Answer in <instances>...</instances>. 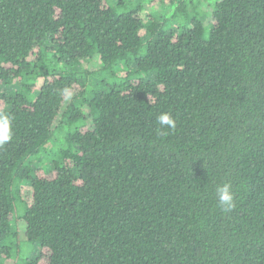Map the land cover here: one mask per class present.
<instances>
[{
    "label": "trees",
    "instance_id": "trees-1",
    "mask_svg": "<svg viewBox=\"0 0 264 264\" xmlns=\"http://www.w3.org/2000/svg\"><path fill=\"white\" fill-rule=\"evenodd\" d=\"M5 135L0 264H264V0H0Z\"/></svg>",
    "mask_w": 264,
    "mask_h": 264
},
{
    "label": "clouds",
    "instance_id": "clouds-1",
    "mask_svg": "<svg viewBox=\"0 0 264 264\" xmlns=\"http://www.w3.org/2000/svg\"><path fill=\"white\" fill-rule=\"evenodd\" d=\"M157 123L159 126L167 127L170 129L175 130L177 127L176 119L172 116L169 112H162L157 117ZM8 136L5 135L4 137L0 138V142L6 141ZM218 197H219V204L227 211L233 206V193L231 192V185L230 183H224L219 185L216 189Z\"/></svg>",
    "mask_w": 264,
    "mask_h": 264
},
{
    "label": "rangeland",
    "instance_id": "rangeland-1",
    "mask_svg": "<svg viewBox=\"0 0 264 264\" xmlns=\"http://www.w3.org/2000/svg\"><path fill=\"white\" fill-rule=\"evenodd\" d=\"M165 12H166V11H165L163 8H160V7H157V8L154 9V13H155V14H162V15H163V14H165ZM203 18H206V17L203 16ZM92 79H93V78H92ZM31 191H32V190H31V186H30V185H27V184L24 185V194H25L26 196H29L30 193H31ZM24 250H25V254H26V255H30V249H29V248L27 249V248L25 247ZM27 257H29V256H27Z\"/></svg>",
    "mask_w": 264,
    "mask_h": 264
}]
</instances>
